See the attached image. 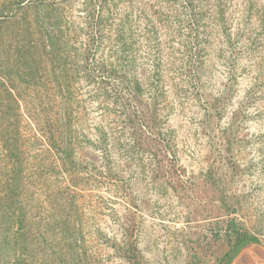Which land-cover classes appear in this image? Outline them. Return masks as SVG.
Segmentation results:
<instances>
[{
	"label": "rangeland",
	"instance_id": "obj_1",
	"mask_svg": "<svg viewBox=\"0 0 264 264\" xmlns=\"http://www.w3.org/2000/svg\"><path fill=\"white\" fill-rule=\"evenodd\" d=\"M250 246L264 0H0V264H230Z\"/></svg>",
	"mask_w": 264,
	"mask_h": 264
},
{
	"label": "water",
	"instance_id": "obj_2",
	"mask_svg": "<svg viewBox=\"0 0 264 264\" xmlns=\"http://www.w3.org/2000/svg\"><path fill=\"white\" fill-rule=\"evenodd\" d=\"M230 264H264V255L250 254L246 256L238 254Z\"/></svg>",
	"mask_w": 264,
	"mask_h": 264
},
{
	"label": "bare ground",
	"instance_id": "obj_3",
	"mask_svg": "<svg viewBox=\"0 0 264 264\" xmlns=\"http://www.w3.org/2000/svg\"><path fill=\"white\" fill-rule=\"evenodd\" d=\"M240 254L246 256H249L250 254L264 255V248H262L261 246H250L244 249L243 252Z\"/></svg>",
	"mask_w": 264,
	"mask_h": 264
},
{
	"label": "trees",
	"instance_id": "obj_4",
	"mask_svg": "<svg viewBox=\"0 0 264 264\" xmlns=\"http://www.w3.org/2000/svg\"><path fill=\"white\" fill-rule=\"evenodd\" d=\"M60 114V113H59ZM58 114V115H59ZM44 115L46 116V117H48L45 113H44ZM52 114H49V116H51ZM49 118V117H48ZM56 118V117H55ZM55 118H54V120H55ZM50 138H52L53 139V141H54V134H53V136L52 135H50ZM246 240L244 239L243 240V242H245Z\"/></svg>",
	"mask_w": 264,
	"mask_h": 264
}]
</instances>
